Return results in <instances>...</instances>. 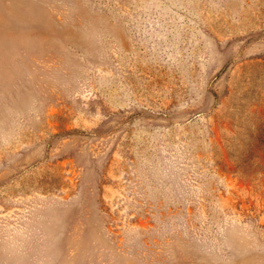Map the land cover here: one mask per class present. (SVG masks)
Segmentation results:
<instances>
[{
  "label": "rangeland",
  "instance_id": "rangeland-1",
  "mask_svg": "<svg viewBox=\"0 0 264 264\" xmlns=\"http://www.w3.org/2000/svg\"><path fill=\"white\" fill-rule=\"evenodd\" d=\"M0 264H264V0H0Z\"/></svg>",
  "mask_w": 264,
  "mask_h": 264
}]
</instances>
